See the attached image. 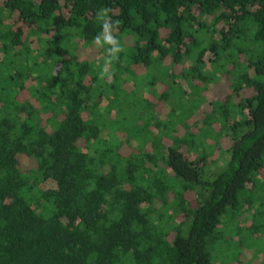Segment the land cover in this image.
<instances>
[{
    "label": "trees",
    "instance_id": "obj_1",
    "mask_svg": "<svg viewBox=\"0 0 264 264\" xmlns=\"http://www.w3.org/2000/svg\"><path fill=\"white\" fill-rule=\"evenodd\" d=\"M103 7L125 51L102 81ZM216 261L264 264V0H0V264Z\"/></svg>",
    "mask_w": 264,
    "mask_h": 264
},
{
    "label": "rangeland",
    "instance_id": "obj_2",
    "mask_svg": "<svg viewBox=\"0 0 264 264\" xmlns=\"http://www.w3.org/2000/svg\"><path fill=\"white\" fill-rule=\"evenodd\" d=\"M84 50L88 51L86 52L85 55H92L93 53L91 52V49L89 48H84ZM84 53L85 51H82V49H80V53ZM98 57V56H97ZM100 58V57H99ZM187 65L190 64V61L187 60L186 61ZM210 67V66H209ZM181 66H177L176 68V72H178L180 70ZM138 74H141L143 71L142 70H138L137 71ZM220 76H222V73L220 74ZM146 79V77H145ZM182 81V80H181ZM182 83H184L182 81ZM152 90H147V88H145L144 86H141L140 90H129L128 92H133V93H125V92H120L118 93V97L116 99L115 104L119 106V118L120 121H122V124L124 126H128L127 130L131 131L134 130V125L136 123L137 120V116H138V112L140 111V109H142V105L141 101L142 98L147 97L148 94H150L149 92ZM181 90H175L171 92V96L170 98L174 99V103L177 104H181L183 106L184 109L186 110H190L191 107L196 105V102H199V100L202 98V95H200L197 91V93L195 91L192 90H187L188 92H190V95L193 96V98H188L187 102H181L180 98L182 97V93L180 92ZM227 86L225 83L224 79H221L219 83L215 84V85H210L209 86V90L206 91L204 98L202 99V101L204 102V105L207 108H210V102L213 100H217L219 97H221V95H224L227 93ZM173 93V95H172ZM117 94V93H116ZM181 94V95H180ZM145 102V101H144ZM105 101L102 102L101 106L103 107L105 105ZM146 105V102H145ZM180 105V107H181ZM121 110V111H120ZM144 112H141L140 114H143ZM145 116L144 119L147 117L149 118L151 116V114H148L145 112ZM143 116V115H142ZM142 121H144V119L142 118ZM141 123H138V125ZM142 125H139V127H141ZM141 129V134H139V131L136 132V134H134V139L132 140L133 145L138 146V147H143L144 146V138L147 137L150 133L149 131H147L146 129ZM136 130V129H135ZM131 135V133H129ZM223 143V142H222ZM167 151V149H165ZM220 153V150H215V152H213L212 154V162H207V164L205 165V169L207 171V173H211V174H215L218 173L220 171H222L223 169H225L226 165H227V161H228V154L227 151L225 150V152L223 151L221 153L222 157L217 161H213L214 159L218 158ZM26 165L27 166H31L34 165V162L32 160H27L26 161ZM215 264H219V261H216Z\"/></svg>",
    "mask_w": 264,
    "mask_h": 264
},
{
    "label": "clouds",
    "instance_id": "obj_3",
    "mask_svg": "<svg viewBox=\"0 0 264 264\" xmlns=\"http://www.w3.org/2000/svg\"><path fill=\"white\" fill-rule=\"evenodd\" d=\"M114 10L111 7H103L96 13V19L100 23V31L96 33L92 44L94 47L103 50V63L98 65V78L100 80H111L115 75L113 65L119 61L120 54L125 48L119 38L120 20L113 21ZM64 42L61 47L63 48Z\"/></svg>",
    "mask_w": 264,
    "mask_h": 264
}]
</instances>
